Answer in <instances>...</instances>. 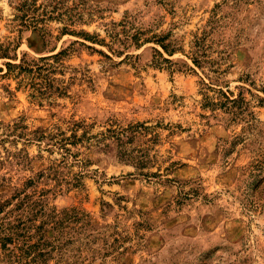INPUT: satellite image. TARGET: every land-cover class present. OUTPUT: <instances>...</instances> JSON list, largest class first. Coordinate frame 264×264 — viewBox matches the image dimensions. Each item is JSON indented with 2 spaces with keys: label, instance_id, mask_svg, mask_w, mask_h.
<instances>
[{
  "label": "rangeland",
  "instance_id": "1",
  "mask_svg": "<svg viewBox=\"0 0 264 264\" xmlns=\"http://www.w3.org/2000/svg\"><path fill=\"white\" fill-rule=\"evenodd\" d=\"M203 32L197 67L187 57ZM136 33L141 45L124 46ZM152 35L180 51L142 41ZM0 44L15 46L17 59L72 49L55 74L66 93L50 105L0 76L1 122L84 120L92 135L109 124L148 127L125 147L145 153L142 171L160 180L91 146L79 150L88 159L82 186L49 196L57 209L86 212L103 237L93 246H105L104 259L92 264H264V0H0ZM218 91L241 98L229 110L213 106ZM27 151V169L0 164L1 195L56 157L37 158L34 144Z\"/></svg>",
  "mask_w": 264,
  "mask_h": 264
},
{
  "label": "trees",
  "instance_id": "2",
  "mask_svg": "<svg viewBox=\"0 0 264 264\" xmlns=\"http://www.w3.org/2000/svg\"><path fill=\"white\" fill-rule=\"evenodd\" d=\"M65 30L62 28L61 33H67ZM69 33L81 34L85 39L103 44L101 39H95L83 31ZM41 36L44 38V32ZM137 36V33L130 35L127 38L128 43H123L124 46L139 47L141 43H138ZM166 36L152 35L144 37L142 41H152L168 56L180 51V47L170 40L165 41ZM203 36L204 32L192 41L194 49L187 57L197 67L205 62L203 54L199 53ZM74 42L77 41L70 43ZM151 48L161 57L160 51ZM14 49L15 46L0 44V58L9 59L1 63V77L14 79L16 87L25 88L28 91L27 96L39 105L42 101L50 105L55 97L65 95L68 82L63 84L62 78L55 74L63 72L62 60L72 50L69 46L31 59H27L24 52L17 59L15 53H10ZM127 56L129 55L126 54L125 57ZM161 59L167 63L173 62L165 57ZM218 92L223 100L211 101V104L222 105L227 110L235 106L241 98L240 94L231 98L221 91ZM89 127L90 124L84 120L65 118L58 119V122L49 127L36 126L32 129L21 118L6 123L0 121V151L3 153L0 164L27 169L31 161L27 146L31 144L37 147V158H42L41 151L48 155L56 154V157L47 159L46 165L31 175L22 177L19 184L12 185L7 195L0 194V259L7 264H92L96 258L104 259L101 249L106 251L105 246H93L97 239L102 240L103 237H100L99 232H90L88 214L74 206L57 209L49 201V196L61 192L63 187L82 186L81 179L88 159L81 157L80 148L94 146L105 152L113 150L114 156L129 162L137 175L155 176L160 180L161 174L142 171L149 163L145 153L136 148L125 147L135 138L144 135L148 127L143 123L136 122L126 126L109 124L95 135L88 134ZM18 143L20 146H17ZM134 151L138 154L133 155ZM73 167L77 169L74 171ZM1 180L5 181L4 178ZM162 180L169 179L164 177ZM108 247L116 248L113 243ZM115 257L112 256L113 259Z\"/></svg>",
  "mask_w": 264,
  "mask_h": 264
}]
</instances>
